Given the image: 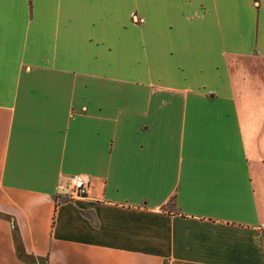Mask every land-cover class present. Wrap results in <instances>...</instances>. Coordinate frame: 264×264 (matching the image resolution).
<instances>
[{"label": "crops", "instance_id": "crops-1", "mask_svg": "<svg viewBox=\"0 0 264 264\" xmlns=\"http://www.w3.org/2000/svg\"><path fill=\"white\" fill-rule=\"evenodd\" d=\"M263 120L264 0H0V264H264Z\"/></svg>", "mask_w": 264, "mask_h": 264}, {"label": "rangeland", "instance_id": "rangeland-1", "mask_svg": "<svg viewBox=\"0 0 264 264\" xmlns=\"http://www.w3.org/2000/svg\"><path fill=\"white\" fill-rule=\"evenodd\" d=\"M262 123L264 124V120L262 121ZM75 174H82V173H75ZM72 175H74V174H72ZM82 175H85V174H82ZM71 176V175H70ZM86 176V175H85ZM67 186V185H66ZM68 196L70 197V194H68ZM39 215V216H38ZM8 218V217H7ZM41 218L43 219V214H42V211H41V213H37V215H36V217H35V219H33L32 221H33V227L31 228V229H29L28 231H27V233L26 232H22L21 233V231H20V229L19 228H17V227H13L12 228V230H10L8 233H7V235H10L11 237H13V238H18V237H20V236H30V235H33L34 237H36V236H38V237H43L44 235H43V233H42V231H41V226H42V224H43V220H41Z\"/></svg>", "mask_w": 264, "mask_h": 264}, {"label": "built area", "instance_id": "built-area-1", "mask_svg": "<svg viewBox=\"0 0 264 264\" xmlns=\"http://www.w3.org/2000/svg\"><path fill=\"white\" fill-rule=\"evenodd\" d=\"M87 186V179L82 174H74L68 177L69 193L72 196H81L84 194Z\"/></svg>", "mask_w": 264, "mask_h": 264}]
</instances>
